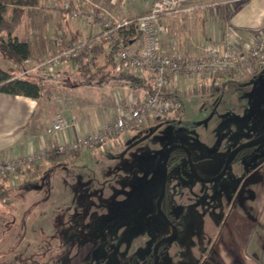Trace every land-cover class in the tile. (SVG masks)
Wrapping results in <instances>:
<instances>
[{
    "label": "rangeland",
    "instance_id": "rangeland-1",
    "mask_svg": "<svg viewBox=\"0 0 264 264\" xmlns=\"http://www.w3.org/2000/svg\"><path fill=\"white\" fill-rule=\"evenodd\" d=\"M54 2H47L50 11ZM28 23L17 28L20 37H31ZM53 27H42L47 32L42 36ZM70 63L26 77L57 92L80 91L90 102L123 90L111 77L87 80L78 71L80 62ZM198 83L179 91L185 104L181 115L124 132L117 148L73 156L33 187L21 186L1 199L0 264H143L156 239L172 231L152 205L159 195L164 150L174 143L187 146L193 163L209 175L220 169L229 150L264 133V80L209 89ZM254 153H260L259 173L244 184L255 177L262 186L264 141L230 162L222 178L209 182H192L184 157L169 160L168 190L182 211L175 214L177 236L162 248L158 264H202L222 226V202L226 208L245 204L250 189L242 185L243 167H250L244 176L255 169L254 164L244 166ZM239 186V194L233 193Z\"/></svg>",
    "mask_w": 264,
    "mask_h": 264
},
{
    "label": "crops",
    "instance_id": "crops-1",
    "mask_svg": "<svg viewBox=\"0 0 264 264\" xmlns=\"http://www.w3.org/2000/svg\"><path fill=\"white\" fill-rule=\"evenodd\" d=\"M51 1L53 0H38L37 3L26 5L21 23L26 20L29 22L30 29L33 28L31 37H20L21 34L16 33L17 29L15 31L16 37L28 42L30 57L33 59H41L55 52L54 35L72 39L73 37H82L84 31H89L90 33L84 36H88L86 39H91L100 28L97 21L83 23L78 17L72 18L67 10H63L59 6L58 8L52 7L53 12L50 11L51 8H48L47 2ZM77 1L80 2L83 9L96 3L119 18H132L141 15L145 12L146 2V0ZM190 5L194 7L190 13L165 15L158 18L159 24L163 27V30H160L158 43L163 49L172 51L174 48H178L182 51V55L195 58L201 55L203 48L207 45H220L221 39L229 28L238 35L240 43L253 36L256 29L264 28V0H193ZM41 6L46 8L43 11H38ZM4 15L8 16L6 13ZM37 23H40L41 26H38ZM51 23H54V27L50 30L49 36H42L47 33L45 31L43 33L42 27L45 28ZM53 31H57V33L54 34ZM94 44L98 45L95 54L96 62L101 66L102 71L109 72L110 79L118 85H122L121 93L113 95L105 93L102 94V101L90 102L80 91L74 92L73 95L66 91L57 92L55 89L49 88L45 82L49 92L40 98L0 91V162L15 158L34 148H52V145L58 142L57 136L49 134L46 128L58 110L61 99L70 100L71 103L70 110L66 112L67 118L71 121L73 120L72 116H75V122L61 133V138H74L76 130L86 133L103 123L108 114L116 111L118 102H122L123 105L134 104L147 94V89L137 83L130 84L128 81L114 78L119 70H115L116 67H112V63L108 62L112 51L109 41L101 39ZM70 61H63L59 67L71 64ZM11 66L17 73L20 72L23 65L10 62V59L0 53V68ZM36 71L32 70L29 74L36 73ZM100 75L95 78H100ZM260 78L264 80V66L256 70L255 73L226 76L221 79L220 87L249 84L259 81ZM195 82H197L196 79L182 78L179 82V91L192 90L193 87L195 88ZM262 88L261 95L264 98V87ZM231 90L234 91L233 87ZM184 107L185 104H183V109ZM261 107L263 106L261 105ZM254 112V110L251 112L252 115ZM120 141L119 137L110 143V148L112 150L117 148ZM87 153V150H82L73 156H82ZM73 156L68 157L67 160ZM58 166H51L49 159L47 163L33 167L26 173H21L16 181L13 178L0 177V188H12L14 192L21 186L33 187V183L45 177L48 170L52 171ZM262 172L261 175L264 178V168ZM257 183L254 177L250 186L253 190L243 199L245 200L244 205L235 206L228 203L224 223L218 236L207 249V254H204L205 258L203 259L205 260L202 264H264V180L262 186Z\"/></svg>",
    "mask_w": 264,
    "mask_h": 264
},
{
    "label": "built area",
    "instance_id": "built-area-1",
    "mask_svg": "<svg viewBox=\"0 0 264 264\" xmlns=\"http://www.w3.org/2000/svg\"><path fill=\"white\" fill-rule=\"evenodd\" d=\"M193 0H146L145 12L137 17L119 18L98 4L83 9L77 0H59L53 7L67 10L71 17L81 22L97 21L99 31L91 39L76 37L66 39L54 35L55 52L41 59H23L17 76L27 75L32 70L48 72L56 69L63 61L77 58L81 52L91 53L92 45L98 40L109 41L114 48L115 70H126L150 81L152 91L134 104L118 102L116 111L108 114L106 120L86 133L75 131L74 138H61V133L75 121L69 120L70 110L67 100H60L46 130L57 136L52 148L38 147L0 162V177L14 179L31 168L45 164L53 153L111 149L113 141L124 132L153 122L166 120L182 114L183 99L179 92V82L183 78L196 79L203 89L220 86L222 78L232 75L254 73L264 66V28L240 43L238 35L228 29L220 45H207L199 57H187L182 51L163 49L159 42V17L190 13ZM135 27L140 36L129 43L122 37L123 29ZM90 56V55H89ZM20 66V65H19ZM121 100V98H120ZM13 180V181H14Z\"/></svg>",
    "mask_w": 264,
    "mask_h": 264
},
{
    "label": "trees",
    "instance_id": "trees-1",
    "mask_svg": "<svg viewBox=\"0 0 264 264\" xmlns=\"http://www.w3.org/2000/svg\"><path fill=\"white\" fill-rule=\"evenodd\" d=\"M38 0H0V53L7 59H10V62L13 61L15 64H22L23 59L30 57V48L28 42L21 40L16 37L15 31L17 27L21 24L26 5L37 3ZM8 6H11L8 8ZM9 11V15L6 17L4 14L6 11ZM137 17V16H136ZM121 32L122 37L128 43L130 41L136 40L140 33H138L135 27L130 29H123ZM137 35V36H136ZM76 38V37H73ZM72 38V39H73ZM98 45H92L91 53L81 52V54L74 58L77 62H80L79 70L87 80H92L96 76L100 75V79L103 80L107 78L108 71H102L101 66L96 62L95 54ZM90 55V56H89ZM114 48L112 46V51L108 57V62L112 63V67H116V62L114 61ZM112 70V69H111ZM106 72V74H104ZM29 75V74H28ZM116 79H121L123 81H128L130 84L137 83L139 86L147 89V92L152 91V84L150 81H146L145 78H142L138 75L127 72L126 70L117 71V74L114 75ZM0 91L9 93V94H22L32 98H40L41 96L46 95L49 91L44 82L37 80H32L27 78L26 75L17 76L14 68H0ZM148 125L142 126L135 129H148ZM184 151L181 148H176L172 151L170 155V161L177 160L184 157ZM76 152H62L56 153L53 152L50 155L51 166L61 165L66 162L68 157L78 154ZM163 198L162 209L166 212V201L170 197V190H168ZM13 194V189L8 187L0 188V200L8 198ZM156 196L152 199V205L155 206ZM165 201V203H164ZM155 208V207H154ZM150 253V252H149ZM153 262V256L150 253L145 259L143 264H151Z\"/></svg>",
    "mask_w": 264,
    "mask_h": 264
},
{
    "label": "water",
    "instance_id": "water-1",
    "mask_svg": "<svg viewBox=\"0 0 264 264\" xmlns=\"http://www.w3.org/2000/svg\"><path fill=\"white\" fill-rule=\"evenodd\" d=\"M264 141V135H261L260 137H254L253 139L243 142L239 145L236 146V148L234 147L232 150H230V153L228 154L226 161L224 162V166L222 171L216 175L215 177L211 178V179H203L201 178L203 181H213V180H218L220 178L223 177V175L226 173L230 162H232V160L235 158V156L238 154L239 150L245 148V147H249V146H255L260 144L261 142ZM176 148H181L183 150H185L187 157H188V163L187 165H189V168L191 170L192 173H194L196 175V177H199V174L195 168V165H193V161L191 158V153L189 152L190 150L188 149L187 146L181 144V143H174L172 145H170L169 147H167L163 154L162 157V168H161V185H160V190H159V195L157 196L156 199V209L158 211V215H160L164 221H167L170 224V227H172V232H170L169 235H166L160 239H158V241L155 243L154 248H153V253L155 256L154 262L153 264H158L160 262V255H159V246L164 243V242H170L173 240V238H175L177 236V227H175L176 225L165 215L163 209H162V199L164 198V195L166 194V189H167V176H168V163H169V159H170V155L172 153V151ZM145 185L142 186V188H144Z\"/></svg>",
    "mask_w": 264,
    "mask_h": 264
},
{
    "label": "flooded vegetation",
    "instance_id": "flooded-vegetation-1",
    "mask_svg": "<svg viewBox=\"0 0 264 264\" xmlns=\"http://www.w3.org/2000/svg\"><path fill=\"white\" fill-rule=\"evenodd\" d=\"M261 135H264V133L263 134H260V136ZM259 136V137H260ZM258 137V136H257ZM256 146V145H255ZM252 146H249L248 148L247 147H245V148H243V149H241V150H239V152H238V154L235 156V158L232 160V161H234L241 153H243V152H245L246 150H248L249 148H251ZM183 150V149H182ZM232 150V149H231ZM184 152V159H185V161H186V164L185 165H187V163H188V157H187V154L185 153L186 151L185 150H183ZM230 153V150L228 151V153L226 154V156L224 157V162L226 161V158H227V156H228V154ZM257 153H254L253 154V156L252 157H250V161H248L247 163L248 164H245L244 166H246V165H248V166H251V164H254V165H252L255 169L251 172V173H246L247 174V176H244L245 175V172L246 171H248L249 170V168L250 167H248L247 169H246V167H243L244 169H243V183H242V185L244 184V182H245V178H249V177H253V176H255V174L259 171L258 169H256V163H257V161H260V153L259 154H257ZM222 163V165H221V167H220V169L218 170V171H215V172H213V173H210L209 175H205V174H203V173H201V171H200V169H199V165H196V163H194L193 165H195V168H196V170H197V172H198V174H199V177L200 178H198V177H196V175L194 174V173H192L191 172V170H190V168H189V165H187V169H188V171H189V173L191 174V177H192V182H196V181H200V182H209V181H203L201 178H203V179H211V178H213V177H215L216 175H218L221 171H222V169H223V166H224V164L225 163ZM231 164V163H230ZM261 166V165H260ZM227 172V171H226ZM226 174V173H225ZM242 177V176H241ZM252 182V181H251ZM251 182H249L248 184H244V185H246V186H248L249 187V189H250V192H252V187H250L251 186ZM242 185H240V186H242ZM236 187V189H233L232 190V192L234 193V192H237V194H239V189L241 188V187ZM167 192V191H166ZM166 195V194H165ZM164 195V196H165ZM156 199H157V196H156ZM155 202H156V200H155ZM154 202V203H155ZM161 203H163V199H162V202ZM164 203H165V201H164ZM166 212H164L165 213V215L174 223V224H176V215L175 214H177V213H181V211H182V208L179 206V204L175 201V199H174V197H172V196H170V197H168V200L166 201ZM232 205H235V203H232ZM226 201H225V204L222 202V205H221V214H220V216L222 217L221 218V224H219V225H222L223 223H224V220H225V216H226V211L227 210H224V212L222 211V209L224 208V209H227L226 207ZM229 206V205H228ZM236 206V205H235ZM155 211H156V215H158L159 213H158V211H157V209H156V203H155ZM162 220H163V218L160 216V215H158ZM163 222H165L167 225H169V227H170V224L167 222V221H164L163 220ZM221 228V227H220ZM172 232V231H171ZM170 234V233H169ZM168 234V235H169ZM160 239V238H159ZM158 241V239H156V241L154 242V244H153V246L149 249V251L147 252L148 253V255L151 253L152 254V256H153V262H154V259H155V256H154V253H153V248H154V245H155V243ZM171 242V241H170ZM170 242H164V243H162L160 246H159V255H160V259H161V250H162V248H164L165 247V245H167V244H169ZM150 252V253H149ZM147 255V256H148ZM153 262L151 263V264H153Z\"/></svg>",
    "mask_w": 264,
    "mask_h": 264
}]
</instances>
